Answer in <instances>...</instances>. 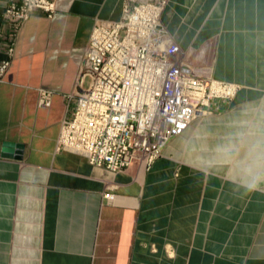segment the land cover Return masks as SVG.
I'll list each match as a JSON object with an SVG mask.
<instances>
[{
  "label": "crops",
  "instance_id": "obj_1",
  "mask_svg": "<svg viewBox=\"0 0 264 264\" xmlns=\"http://www.w3.org/2000/svg\"><path fill=\"white\" fill-rule=\"evenodd\" d=\"M123 1L57 0L20 35L0 82V264H264V188L238 191L189 155L194 136L209 130L211 145L223 116L264 97V0L168 1L162 22L185 60L238 89L149 167L112 173L56 152L95 20H119ZM38 88L53 91L50 107ZM5 143L22 145L21 159L3 157Z\"/></svg>",
  "mask_w": 264,
  "mask_h": 264
},
{
  "label": "built area",
  "instance_id": "obj_2",
  "mask_svg": "<svg viewBox=\"0 0 264 264\" xmlns=\"http://www.w3.org/2000/svg\"><path fill=\"white\" fill-rule=\"evenodd\" d=\"M169 0H124L117 21L96 19L83 50L77 94L67 96V113L56 152L85 157L112 173L134 162L149 167L170 139L212 104L232 99L238 85L194 69L162 22ZM57 0H8L0 33V82L15 57L20 35L35 13L52 18ZM54 93L37 89L39 107ZM109 201L112 195L104 194Z\"/></svg>",
  "mask_w": 264,
  "mask_h": 264
},
{
  "label": "clouds",
  "instance_id": "obj_3",
  "mask_svg": "<svg viewBox=\"0 0 264 264\" xmlns=\"http://www.w3.org/2000/svg\"><path fill=\"white\" fill-rule=\"evenodd\" d=\"M213 133L202 130L189 144L191 161L201 169L222 173L245 194L264 188V97L241 103L223 116Z\"/></svg>",
  "mask_w": 264,
  "mask_h": 264
},
{
  "label": "water",
  "instance_id": "obj_4",
  "mask_svg": "<svg viewBox=\"0 0 264 264\" xmlns=\"http://www.w3.org/2000/svg\"><path fill=\"white\" fill-rule=\"evenodd\" d=\"M22 145L14 143H5L2 149V156L7 158L21 159Z\"/></svg>",
  "mask_w": 264,
  "mask_h": 264
}]
</instances>
